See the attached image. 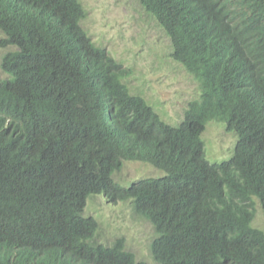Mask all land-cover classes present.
Returning a JSON list of instances; mask_svg holds the SVG:
<instances>
[{
    "label": "trees",
    "instance_id": "1",
    "mask_svg": "<svg viewBox=\"0 0 264 264\" xmlns=\"http://www.w3.org/2000/svg\"><path fill=\"white\" fill-rule=\"evenodd\" d=\"M198 87L168 124L81 27L79 0H0V264H149L96 241L97 196L150 223L151 264H264V0H137ZM235 143L206 160L207 122ZM163 175L123 187L125 162ZM115 180V181H114Z\"/></svg>",
    "mask_w": 264,
    "mask_h": 264
},
{
    "label": "rangeland",
    "instance_id": "2",
    "mask_svg": "<svg viewBox=\"0 0 264 264\" xmlns=\"http://www.w3.org/2000/svg\"><path fill=\"white\" fill-rule=\"evenodd\" d=\"M85 10L81 27L94 44L104 48L123 67L130 69L125 82L132 93L141 95L170 125L182 119L188 102L198 96V87L185 69L170 58V40L137 0H79ZM13 48H0L2 56ZM4 77L0 69V79ZM206 160L211 164L228 160L235 143L224 125L210 121L201 136ZM163 173L148 163L125 162L114 175L126 187L145 178H158ZM255 203L252 225L264 232V210ZM83 215L98 224L97 242L110 244L121 238L125 250L137 261L152 263L149 245L153 227L137 217L130 203L115 205L97 196L89 199Z\"/></svg>",
    "mask_w": 264,
    "mask_h": 264
}]
</instances>
